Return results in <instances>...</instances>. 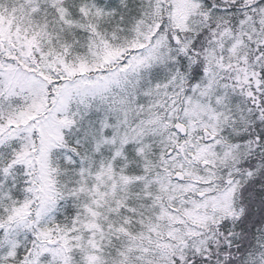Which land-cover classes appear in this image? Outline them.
Returning a JSON list of instances; mask_svg holds the SVG:
<instances>
[{"label": "snow or ice", "instance_id": "snow-or-ice-1", "mask_svg": "<svg viewBox=\"0 0 264 264\" xmlns=\"http://www.w3.org/2000/svg\"><path fill=\"white\" fill-rule=\"evenodd\" d=\"M0 264H264V0H0Z\"/></svg>", "mask_w": 264, "mask_h": 264}]
</instances>
